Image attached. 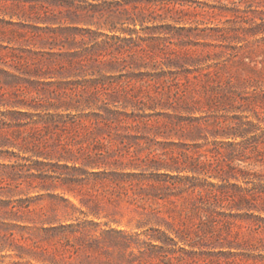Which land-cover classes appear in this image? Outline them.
I'll list each match as a JSON object with an SVG mask.
<instances>
[{
	"label": "rangeland",
	"instance_id": "obj_1",
	"mask_svg": "<svg viewBox=\"0 0 264 264\" xmlns=\"http://www.w3.org/2000/svg\"><path fill=\"white\" fill-rule=\"evenodd\" d=\"M0 264H264V0H0Z\"/></svg>",
	"mask_w": 264,
	"mask_h": 264
}]
</instances>
